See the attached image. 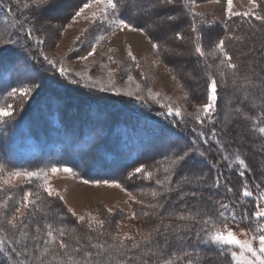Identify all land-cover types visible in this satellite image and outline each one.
Returning a JSON list of instances; mask_svg holds the SVG:
<instances>
[{"label":"snow or ice","instance_id":"obj_1","mask_svg":"<svg viewBox=\"0 0 264 264\" xmlns=\"http://www.w3.org/2000/svg\"><path fill=\"white\" fill-rule=\"evenodd\" d=\"M21 2L22 0H15L16 6L19 7ZM53 2L54 0H23L22 6L24 9L34 11L39 15L46 11ZM247 2L246 10L236 11L233 7V0H226L225 20L223 22L226 34L219 38L218 42L207 53L202 44L200 26L205 23H214V21L203 19V13L196 11L197 0H85L75 11L72 21L76 22L79 18L87 21L90 26H96L102 30L119 29L123 31L127 29L145 35H149L148 29L156 28L157 31L149 38L152 41V49L159 52L162 44L158 41L161 40V37L167 40V32L169 31H174L175 40H186L183 34L185 30L175 29L179 28L181 16L191 17L190 28L188 29L191 35L187 37V40L193 46V54L203 58L208 69L213 67V65L207 64L209 56L219 61L215 65V75L210 71L205 73L208 79L206 85L207 102L196 106L194 119L201 124L204 123L205 119L210 122L213 120L214 113L217 111L218 90L221 85L227 86L230 81L234 89V94L230 100L237 98L236 93L239 94L240 99V103L230 110L231 113L237 118L242 117L245 121H251V133H256L264 139V76H258L251 64L241 74L239 56H234L228 47V41H243L245 39L244 35H238L230 28L229 22L234 17H240L244 22L249 23L253 29L256 28V25L251 23L252 20L259 21L264 26V0H247ZM4 3L5 0H0V7H3ZM11 10L12 5L9 4L6 11L11 12ZM160 10H165L163 15L160 14ZM153 15L158 16L159 19L152 23L144 22L141 24L142 17L150 18ZM5 22H7V18H5ZM12 27H19L20 32L28 40L33 38L34 29L32 27L25 28L23 24L12 25ZM87 31L88 28H85L84 32ZM79 39L77 37V40ZM100 39H103V36H97L96 42L98 43ZM18 42V40L11 38L0 40V44L5 46L15 45ZM43 43V40L36 38L37 46ZM163 51L170 55L180 54L167 47H164ZM95 52L96 47L93 44L91 51L83 57H78V59L87 60ZM40 54L48 65L59 72L60 76L68 75L66 68L62 65L57 67L56 62L44 55L43 51ZM127 56L132 62L136 61V57L130 49ZM108 59L110 62L119 64V61H112L111 56ZM136 67L139 68V64H136ZM31 71L32 69L26 63L19 70L20 75L27 79L31 78ZM115 71L117 70L108 69L107 85L97 80L94 82V86L99 85L102 91H108L110 88L117 93L123 91L124 95H135L138 100L142 99L140 93L144 92L145 89L130 73L127 80L135 83V89L122 90L116 87L113 77ZM76 75L80 74L77 73ZM173 79L176 77L173 76ZM73 83H78V81L73 80ZM37 88L38 85L36 84L12 88L8 96L15 97L18 95L25 98ZM146 91L148 98L157 103L167 99L162 97L159 92H153L151 88ZM184 95L185 98H188V93ZM245 103L249 104L258 114L247 115L243 107ZM161 107L166 110L168 116L183 117L185 114L177 103H162ZM8 108H12V105H8ZM11 115L12 112L0 107V119ZM187 115L193 116V113H187ZM199 136L203 138L204 133H199ZM216 136L217 131L213 128L211 137L215 138ZM216 142L221 149L224 148L219 140ZM193 151L197 150L190 148L183 154L176 155L163 167L165 173L163 179H156L155 181L162 191L152 190L150 193L152 198L155 199L178 190L180 191V199L198 196L195 191L184 193L180 187V182H177L175 186L171 185L176 170L187 162L190 153ZM199 155L203 157L205 154L199 152ZM222 159L231 160L232 162L228 164V167L234 168L235 166V170L241 178L239 194L234 192L233 187L219 172L210 178L211 182H209L207 174L196 175L193 178L183 176L181 181L184 184L195 182L197 185L207 186L213 194L208 195L204 207L198 208L195 212L188 209L175 213L176 222L163 225V231H161L160 226H156L147 232H135L134 234L126 232L123 235L119 232L112 233L108 231L106 225L111 224L113 208H106L107 215L99 211L95 215L91 211L77 215L73 209H67L68 213L76 217L78 224L85 225L90 233L96 234L97 238H102L105 235L110 236L113 241L112 244L99 242V240L93 242L94 237L92 235L81 236L77 233L76 228H68L63 224V216L51 210L52 201L57 198L63 201L64 197L50 183L49 173L56 174L63 171L75 175L72 168L53 164L50 168H40L34 171L13 170L5 172V166L0 164V173H4L8 177V179H4L3 176H0V191L4 192L3 198L0 199V255L5 258L0 260V264H264V189H262L264 181L255 184V190L249 186V181L245 176L246 172H250L251 169L246 162V156L242 155L239 149L235 153H225ZM212 167L215 168L216 165L213 164ZM138 174H142L143 178L151 180L155 172L148 171L145 165L141 164L128 173V178ZM16 178H22L21 184H32L34 181H40V183L36 185L35 191L27 188L22 197L17 200L12 193V189L18 187L15 183ZM83 182L87 184L90 181L84 180ZM91 182L110 184L123 189V185L115 180ZM221 187L225 189V196L219 200L214 199V194L218 193ZM124 190L126 191V189ZM147 194L142 193V195ZM128 198L137 204L145 205L143 199H137L131 192H128ZM248 198L255 201L254 211L244 207ZM200 199L204 200V197L200 196ZM10 201L12 202L11 205ZM209 204L211 205L210 208L208 207ZM145 206L156 210L164 205L162 203H150ZM9 211L11 215H7ZM40 213H43V223L37 218ZM151 214L149 211L142 213L144 217ZM49 217H54V219H49ZM137 218L138 214L135 211L130 212L129 219ZM33 221H35L34 224ZM241 222H246L247 225L246 229L243 230V239L230 227V224ZM119 227L120 225H117V228ZM127 227L132 229L134 226L128 224ZM9 231L19 235L15 238L9 237ZM157 237L163 239L162 244L156 241ZM82 239L86 242L81 243ZM28 241H31V244ZM129 241L131 242L130 245ZM199 245L210 248L211 252H202L198 247ZM170 247L172 250L168 251Z\"/></svg>","mask_w":264,"mask_h":264},{"label":"rangeland","instance_id":"obj_2","mask_svg":"<svg viewBox=\"0 0 264 264\" xmlns=\"http://www.w3.org/2000/svg\"><path fill=\"white\" fill-rule=\"evenodd\" d=\"M11 2H13L14 11H17V17L19 18L17 19L19 22L23 23L25 28L32 27L34 29L33 38L28 41L32 50L40 57L41 65L60 75L58 71H55L52 66L44 61L43 56L40 54L41 51H43L44 55L56 62L57 67L62 65L68 70V75L62 77H66L71 83H73V80L78 81V83H73L76 85V87L72 89L74 90L73 92H82L84 96H88L90 99L101 98L115 101L119 99L124 100L125 103L130 104L136 110L142 108V103H150L151 106H154L157 109H163L161 107L162 103H177L185 113L183 117L177 118L187 120L194 129V131H192L194 132L193 135L196 134L200 137L199 133L202 131L203 133L208 134L203 138L200 137V139L207 142L209 146H211V149H215L218 153L217 156L213 153L216 157L212 162L216 165V168L218 167V164L222 166L221 171L227 182L228 177L230 176L232 178L235 177L236 180L241 182V178L238 176L235 166L234 168L228 167V164L232 161H225L222 159V156L225 153H235L237 149H239L242 155L246 156V162L251 169L250 172H246L245 176L249 181L250 187L253 188L255 186L253 179L256 181L258 177L264 178V168H262V165H264V139L260 138L256 133H251V121H245L242 117L237 118L231 113L230 110L234 109L240 103V99L239 94L236 93L237 98L230 100L234 94V89L231 86L230 81L227 86L221 85L218 90L219 99L217 101V111L214 113L213 120L210 122L205 119L204 123L201 124L194 119L196 106L207 102L206 85L208 79L205 73L210 71L215 75V65L218 64L219 61L209 56L207 58V64H211L213 67L208 69L204 59L193 54V46L187 40V37L191 35L188 31L190 28L191 17L181 16L179 28L175 29H184L185 31L183 34L185 35L186 40H175L174 31H169L167 32V40L161 37V40L158 41L162 44V48L157 52L152 49V41H150L149 38L150 35H153L157 31L156 28L148 29L149 35H145L140 32H131L127 29L123 31L119 29L102 30L96 26H90L87 21L79 18L76 22H73L72 16L85 0H54L52 5L39 15L34 11L24 9L22 6L23 0L19 7L16 6L15 0H11ZM225 6L226 0H197L196 11L203 13V19L214 21V23H205L200 26L202 44L206 53L214 47V44L218 42L219 38L224 37L226 34L223 23L225 20ZM233 7L236 11H244L248 7V2L247 0H233ZM164 11L165 10H160V14L163 15ZM5 18H7V22H5ZM158 19L159 17L156 15H153L150 18L142 17L141 24L144 22L152 23ZM251 23L256 25L255 29H253L249 23L244 22L240 17H234L233 20L229 22L230 28H232L236 34L244 35L245 39L243 41H228V47L234 56H239L241 74H243L245 70L248 69L249 64H251L258 76H264V71H262V69H264V26H262L259 21L255 20H252ZM12 25H17L16 21L10 19L8 12L3 7H0V40H7L9 38L13 40V38L16 37L15 35H18L16 32L17 27L13 28ZM85 28H88L87 32H84ZM97 36H103V39H100L98 43L96 42ZM37 37L43 40L44 43L37 46ZM77 37L80 39L77 40ZM93 44H95L96 47V52L93 56L88 57L87 60L78 59V57H83L87 52L91 51ZM2 46L4 45L0 44V49ZM164 47L171 48L175 53L180 54L170 55L163 51ZM109 49H111V51H109ZM129 49L136 57L135 62H132L127 56ZM109 56L112 57V61H119V64L110 62L108 59ZM20 62L19 64L17 63V65L21 68L23 67V60L20 59ZM0 64H2V69L5 68L3 71H8V64L6 62L0 61ZM136 64H139V68L136 67ZM108 69L117 70L113 73V77L116 87L122 90L135 89V83L128 82L127 80L128 74H132L136 81L145 89L144 92L140 93L143 98L138 100L135 95H124L123 91L117 93L111 88L108 91H102L99 85L94 86V82L97 80L107 85ZM31 73L32 76L35 77L41 75V73H38L35 69ZM77 73L80 75H76ZM173 76H175L176 79H173ZM89 77H91V79H89ZM217 79H219V77H217ZM30 85L31 84H29V86ZM37 85L39 87V83ZM148 88H151L153 92H159L162 97L167 99L161 100L160 103L149 99L146 91ZM37 90L38 88L34 90L30 96L25 98H21L18 95L15 97L8 96L6 101L3 102L0 107L12 112L13 115L18 109H20V107L22 108L24 106L28 99L36 93ZM185 93H188V98H185ZM257 95H259V93H257ZM139 102L141 104L137 105ZM8 105H12V108L9 109ZM243 107L249 116L258 114V112L253 110L247 103H245ZM72 110L75 111L73 107ZM76 110L77 112L75 115L79 121L82 120L83 117H87L86 111H84L83 108L77 107ZM187 113H193V116H189ZM7 117L10 116L3 118ZM94 117L96 118L97 116L95 115ZM131 117L136 119L121 126L122 134L126 140H129L130 144L136 143L137 145L140 140L143 141V139L152 136L158 131L153 123L147 122L146 120L142 123V119L139 120L140 117L138 112L132 113ZM205 125L209 127L207 131L203 128ZM213 128L217 131V136L215 138L211 137ZM157 134L154 136H160V134ZM165 134L170 135L169 133H164L162 134L163 137H156V140H158L155 143L158 146H161L160 141L166 138V136H164ZM217 140L220 141V144L224 145L223 149L217 144ZM37 147L38 144L33 138L26 137L24 144L19 150L24 153V156H26L25 154L27 153L36 152ZM44 148L51 149L48 145ZM197 149L207 155L202 148ZM48 151H52V149ZM174 158L175 156L173 155L168 159L157 161L154 166L151 164L147 165L146 169L148 171L156 172L154 177L150 180L152 181L151 189H144V191L139 190V188L136 190V188L130 187L135 186V184L145 183L143 182L145 178H143L142 174L134 176L136 177L134 181L135 184L131 181H125L124 179L117 181L123 185L122 189L110 184H95L91 182L95 180H88L90 182L85 184L83 181L86 179L80 178L74 171L75 175L63 171L56 174L49 173L50 183L56 188L60 195L64 197L63 201L58 198L54 199L50 206L51 210L58 212L63 216V222L66 221L69 224L67 226L68 228H74L73 225H76L75 228L77 233L81 236H84L85 234L92 235L94 237L93 242L99 240V242H104L106 244L113 243L110 236L105 235L102 238H97L96 234L90 233L85 225L78 224L76 217H73L67 212L68 208L73 209L77 215H81L85 211H91L94 215L99 211L104 215H107L106 208H113L114 211L111 214V224L106 225L108 231L112 233L119 232L123 235L126 232L133 234L135 232H147L156 226H160L161 231H163V225L176 222L175 213L187 211L188 209L195 212L198 208L204 207L207 196L211 195L207 186H200L195 182L192 184H184L181 181V177L189 176L190 178H193L196 175H204L208 172L211 173L210 175L213 177L219 172L218 169L217 172L211 170L212 167L185 172L183 170L178 171V168L176 174L172 177L171 185L175 186L177 182H180V187L184 193L195 191L198 193V196L196 198L188 197L186 199H180V191L178 190L155 199L152 198L150 195L152 190L155 189L157 191H162L161 187L155 183L156 179H163L165 175L163 167ZM148 160L151 162L153 159ZM148 160L145 162H149ZM43 168L50 167L46 166ZM13 170L20 169L9 170L5 167V172ZM228 173L229 175H227ZM0 176H3L4 179H8L7 175H4V173H0ZM21 180L22 178H16L15 183L18 187L12 189V193L17 200L22 197L23 192L27 188H31L35 191L36 185L40 183V181H34L32 184H21ZM238 187L240 188L241 184H239ZM124 189H126V191ZM262 189H264V186ZM128 192H131L137 197V199H143L145 205L150 203H162L164 206L156 210L149 209L145 205L130 201L128 198ZM142 193L148 194L142 195ZM217 194L225 196L224 188L221 187ZM166 195H168V197L171 196L173 200L166 202ZM3 196L4 192L0 191V199H2ZM200 196H203L204 200H201ZM9 203L10 205L12 204L11 201ZM246 205H249L252 211L255 210V201L252 198L246 200L245 206ZM210 206L211 205L209 204L208 207L210 208ZM63 210L69 218L64 216ZM132 211H135L138 214L137 219H129V214ZM144 211H149L152 214L148 217H144L142 215ZM7 215H11V212L9 211ZM42 217L43 213H40L37 217L41 220V223H43ZM71 217L73 219H71ZM49 219H54V217H49ZM34 223L35 221H33V224ZM128 224H131L134 227L130 229L127 227ZM117 225H120V227L117 228ZM246 226V222L230 224L232 230L241 239L244 238L243 230L246 229ZM18 235V233H13L11 231L8 233V236L13 238ZM137 239H139V236H137ZM156 241L161 244L163 243L161 237H157ZM85 242V240H81V243ZM28 243L31 244V241H28ZM128 243L130 245L131 242L129 241ZM170 248L169 251H171ZM129 255H132V253H129ZM1 257L0 260H4L1 259Z\"/></svg>","mask_w":264,"mask_h":264},{"label":"trees","instance_id":"obj_3","mask_svg":"<svg viewBox=\"0 0 264 264\" xmlns=\"http://www.w3.org/2000/svg\"><path fill=\"white\" fill-rule=\"evenodd\" d=\"M9 4L12 5L11 12H8L10 19L15 20L17 25L23 24L19 22L17 11H14L11 0H5L3 8L6 10ZM16 32L18 35H15L13 40L19 42L15 45H4L0 51V61L8 64V71H3L5 68L2 69L0 64V105L6 101L12 88L38 83L39 87L15 114L0 119V163L7 169L34 171L46 166L51 167L53 164L64 165L72 168L80 178L86 180L120 181L124 179L135 184L136 177L128 178V173L134 168L141 164L145 165V168L149 164L154 166L157 161L183 154L190 148L197 151L190 153L189 159L182 167H179L178 171L212 167V161L218 153L196 134L193 135L194 129L187 120L168 116L166 110L157 109L150 103H142V108L136 110L124 100L90 99L82 92H73L72 89L76 85L66 77L42 66L40 57L32 50L28 39L20 32L19 27ZM20 59L23 60L22 66L26 63L32 71L35 69L41 75L35 77L31 73L30 79L22 77L19 72L22 67L17 65ZM140 104L139 102L137 105ZM77 107L83 108L87 115L80 121L75 115ZM137 112L142 123L145 120L151 122L158 131L143 141L140 140L136 145V143L130 144L129 140L124 138L121 126L134 121L136 118L133 119L131 114ZM203 128L206 131L209 129L206 125ZM157 133L160 134L156 136L157 138L163 137L164 133L170 134L164 135L166 138L160 141L161 146L155 143L158 139L156 140L154 135ZM206 135L208 134L204 133V136ZM26 137L33 138L38 147L36 152L27 153L24 156L19 149ZM46 145L52 151L44 148ZM197 148H202L207 155L201 157L199 155L201 151ZM148 159L153 160L150 162ZM146 160L149 162H145ZM217 169L222 173V166L219 164L217 168L212 167L211 170L217 172ZM210 174L207 173L209 182H211ZM263 179V177H258L256 181L253 179V183H261ZM143 182L145 183L130 187L136 190L139 188L141 191L151 189L152 181L144 179ZM228 183L238 195L240 190L238 186L241 182L230 176ZM228 195L231 196V194ZM222 196L215 193L214 199L219 200ZM172 200L171 196L166 195V202ZM244 207L251 210L249 205ZM63 213L66 218H69L64 210ZM63 223L66 226L69 225L66 221ZM73 226L76 227V225ZM198 247L202 252H211V249L204 245ZM1 259L5 258L1 257Z\"/></svg>","mask_w":264,"mask_h":264}]
</instances>
